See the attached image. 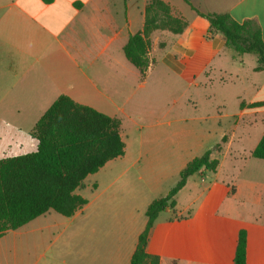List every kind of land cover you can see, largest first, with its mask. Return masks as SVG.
I'll list each match as a JSON object with an SVG mask.
<instances>
[{"label":"crops","instance_id":"crops-1","mask_svg":"<svg viewBox=\"0 0 264 264\" xmlns=\"http://www.w3.org/2000/svg\"><path fill=\"white\" fill-rule=\"evenodd\" d=\"M147 1L0 0V93L29 106L18 112L33 113L32 126L65 94L118 118L124 143L74 190L86 202L72 215L49 209L1 234L0 264H129L149 202L208 149L218 160L211 180L207 170L187 177L145 250L158 264H232L244 229L245 264H264V159L250 154L264 132V69L207 33L195 10L253 19L264 41V0H163L187 24L150 33L152 62L141 76L123 46L142 28ZM162 73L197 89L159 93ZM0 129L19 142V123Z\"/></svg>","mask_w":264,"mask_h":264},{"label":"trees","instance_id":"trees-1","mask_svg":"<svg viewBox=\"0 0 264 264\" xmlns=\"http://www.w3.org/2000/svg\"><path fill=\"white\" fill-rule=\"evenodd\" d=\"M195 10L208 21L207 33L222 34L225 44L236 53H254V69H264V41L253 19L238 22L228 12ZM186 24L183 17L171 12L165 1H147L142 28L130 34L123 46L125 57L144 76L152 62L148 55L150 33L155 29L179 33ZM119 130L118 118L78 103L65 94L58 95L29 131L37 140L36 149L0 158V235L49 209L70 216L80 208L86 200L74 190L87 174L123 153ZM250 154L264 159V132ZM217 163L216 158L210 157L209 149L193 157L180 170L179 179L167 193L149 202L145 209L146 223L129 264H158V256L145 250L149 228L161 211L174 207L175 194L188 176L214 170ZM232 264H245L244 229L238 231Z\"/></svg>","mask_w":264,"mask_h":264},{"label":"rangeland","instance_id":"rangeland-1","mask_svg":"<svg viewBox=\"0 0 264 264\" xmlns=\"http://www.w3.org/2000/svg\"><path fill=\"white\" fill-rule=\"evenodd\" d=\"M190 11V10H189ZM191 13V11L189 12ZM254 53L246 54V58L249 60L254 57ZM186 87V83L177 79H173L168 74H160L157 79V90L159 93H186L185 91L194 92L196 87H190L189 90ZM19 99L13 98L12 93H0V123H13L17 122L20 124L21 129L14 130V132L19 137V142L22 145H19V142H8L7 138H4L6 130L0 129V157L11 155V154H20L28 152L32 149H29L30 146H35L36 140L32 138L29 134L26 135V130H28L33 124V118H35L33 113L29 115L22 114L18 112V108L26 109L29 106L26 104L19 103ZM30 108H32L30 104ZM29 117V119L26 118ZM7 133H9L7 131ZM26 139H29V142L26 143ZM35 148V147H33ZM207 179L210 181V173L212 170H207Z\"/></svg>","mask_w":264,"mask_h":264}]
</instances>
